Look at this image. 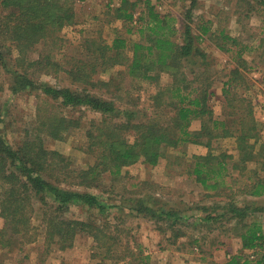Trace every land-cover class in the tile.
Wrapping results in <instances>:
<instances>
[{"label": "trees", "instance_id": "trees-1", "mask_svg": "<svg viewBox=\"0 0 264 264\" xmlns=\"http://www.w3.org/2000/svg\"><path fill=\"white\" fill-rule=\"evenodd\" d=\"M138 1L121 0L112 9L114 20L123 23L127 34L140 35L138 40H129L119 34L108 41L87 39L83 58L74 60L70 68H56V71L63 70L69 83L40 87L46 97L59 102L60 106L84 107L102 116L97 122L92 120L85 130L84 152L92 158V163L75 169L71 167L70 158L47 149L44 144L45 137L64 140L71 128L81 125L79 119L57 112L38 113L30 129H20L21 136L10 140L1 125L3 113L0 111L2 250L10 248L15 236H21V246L30 242L33 239L30 232L34 229L31 221L39 213L47 247L57 244L60 250L71 248L76 237L86 233L95 246L104 248L105 255L99 264H106L107 259L111 264H148L141 254L134 256L132 251L119 254L115 249L116 236L107 234L104 227L92 221L66 217L74 206L96 209L101 215L106 214L108 207L99 195L68 186L98 187L105 174L118 176L124 167L139 161L157 166L162 159H170L171 151L178 153L172 155L175 164L180 165L185 145L202 146L206 150L204 154L192 156L193 161L186 171L205 190V197L221 196L227 189L231 191L232 188L225 184L227 177L233 184L241 182V194L264 196L263 124L255 118L250 101L238 93L245 83L239 70L245 64L241 56L244 49L240 50L231 76L223 83L225 119L216 118L210 107L214 92L206 77L207 69L199 73L185 71L190 65H206V53L198 44L208 29L201 27L200 34L196 35L188 12L184 16L182 41H179L175 39L178 30L173 17L158 13L150 0H145L144 8L138 11ZM72 3L70 0H0L4 9V14H0V67L15 75L13 92L25 87L36 88L29 70L44 63L46 57L42 53L39 58L29 60V52L42 43L52 45L60 41L58 33L74 21ZM193 6L192 3L191 8ZM4 48L9 54L14 53L16 70L13 73L8 69ZM219 48L224 50L223 46ZM20 67L22 71H18ZM114 67H122V71L104 78L103 75ZM122 75L137 83L157 82L161 75L169 77L167 83L157 85L156 92L150 96L152 115L137 119L134 105H122L124 99L118 93L120 82L117 79ZM195 121L200 123L198 129L191 128ZM226 140L232 142L231 152L221 146ZM234 171H238V176ZM246 173L247 178L241 181ZM144 203V199L137 201L140 212L149 211L157 218L163 214L164 218L173 216L179 220L174 211L154 212ZM225 207L226 213L222 214L216 211L218 206L202 207L206 215L196 219L214 222L225 218L226 223L235 222L233 228L239 231L241 252L230 255L220 264H264L263 225L256 220L246 221L252 212L249 205L237 206L230 201ZM250 250L252 257L245 253ZM129 256L131 259L126 260Z\"/></svg>", "mask_w": 264, "mask_h": 264}, {"label": "rangeland", "instance_id": "rangeland-1", "mask_svg": "<svg viewBox=\"0 0 264 264\" xmlns=\"http://www.w3.org/2000/svg\"><path fill=\"white\" fill-rule=\"evenodd\" d=\"M70 1L73 2L74 21L58 33L60 40L58 44L42 43L36 46L34 51L29 52V60L39 58L42 53L46 57L44 63L29 70L36 88L30 90L25 87L19 92H13L11 87L15 75L0 67V111L3 113L1 125L4 126L10 140L21 136L20 129H30L36 122L38 113L47 115L57 112L68 118L79 119L81 125L78 128H71L64 140L57 141L45 137L44 144L47 149L59 151L70 158L71 167L80 169L85 163L93 161L84 152L87 144L85 130L92 120L97 122L102 116L84 107L73 109L60 106L59 102L46 97L40 87L69 83L63 70L56 71V68L59 66L70 68L74 60L83 58L87 39L108 41L119 34L129 40H138L140 35L135 32L127 34L123 23L114 20L112 9L118 6L121 0ZM144 1H138V11L144 8ZM150 1L158 13L173 17L178 30L175 39L179 41H182L184 16L188 12L196 35L200 34L201 27L208 29L198 44L206 53V65H190L185 71L199 73L207 69L206 77H209L212 83L211 90L214 92L210 107L216 118L225 119L227 108L223 83L231 76V71L239 59L240 50L244 49L241 56L245 64L239 70L245 77V83L239 87L238 93L250 101L255 118L263 124L261 135L264 140V0ZM192 3L194 6L191 8ZM3 11L0 5V14H4ZM225 36H228V39L224 38ZM3 43L9 44L8 41ZM219 46H223L224 50ZM6 50L5 48L3 50L5 60L8 69H12L13 73V70H16L13 63L14 53L9 54ZM47 59H50L49 64ZM22 69L20 67L18 71ZM119 70L122 71V67H114L103 77L110 78L120 72ZM168 78L161 75L157 82L137 83L127 75L118 77L120 82L118 93L124 99L122 105H134L137 119L152 115L150 96L156 92L157 85H165ZM199 126V121H195L191 128L198 129ZM221 146L228 152L233 149L230 140L222 141ZM183 150L184 153L181 155L183 162L180 165L175 164L176 159L173 158V155L178 153L171 151L170 159H162L157 166L151 167L139 161L124 167L118 176L105 174L98 187L68 186L77 191L99 195L108 207L106 214L101 215L96 209L74 206L66 213V217L92 221L104 227L107 234L116 236L115 249L119 254H127L130 251L134 256L141 254L148 264L223 263L230 255L241 252L239 231L233 228L234 221L226 223L225 218L214 222L196 220L206 215L202 207L212 209L218 206L216 211L222 214L226 213L223 207L230 201L235 202L237 206L249 205L252 212L246 221H259L264 229V196L251 197L241 194V182L233 184L231 178L227 177L225 184L232 188L231 191L227 189L221 196L205 197V190L190 178L186 171L193 161L192 156L204 154L206 150L197 145H185ZM250 167L253 165L250 164ZM233 174L238 176V171H234ZM246 178L247 173L241 176V181ZM139 199H144V205L154 212L174 211L179 220H175L173 216L164 218L163 214L157 218L149 211L140 212L138 210L140 205L137 204ZM256 208L260 210L257 212ZM31 225L34 227L30 232L33 239L21 246L19 243L21 236H15L9 249L0 248V264H99L105 255L104 248L95 246L86 233H80L71 248L60 250L57 244L47 247L39 213L33 216ZM2 227L3 220L0 218V229ZM245 253L251 255L252 250ZM129 259L131 256L126 260ZM105 263L111 264V260L107 259Z\"/></svg>", "mask_w": 264, "mask_h": 264}]
</instances>
